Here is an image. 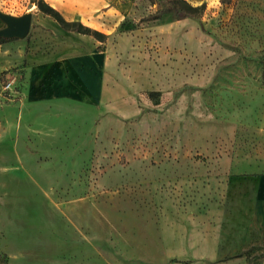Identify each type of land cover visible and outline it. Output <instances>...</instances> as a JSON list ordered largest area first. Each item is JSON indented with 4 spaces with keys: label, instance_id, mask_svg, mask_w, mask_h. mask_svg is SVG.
Listing matches in <instances>:
<instances>
[{
    "label": "rangeland",
    "instance_id": "rangeland-1",
    "mask_svg": "<svg viewBox=\"0 0 264 264\" xmlns=\"http://www.w3.org/2000/svg\"><path fill=\"white\" fill-rule=\"evenodd\" d=\"M102 1L114 13L98 27L68 20L95 36L64 28L37 0H0L5 13H32L17 38L28 46L12 55L36 45L45 59L97 56L95 97L64 112L48 150L35 151L54 182L14 201L36 212L16 223L30 244L14 248L24 258L13 264H264L254 218L264 175V0H220L226 13L216 15L207 2L176 0L189 11L180 19L172 0ZM13 77L0 72V95L12 94Z\"/></svg>",
    "mask_w": 264,
    "mask_h": 264
},
{
    "label": "crops",
    "instance_id": "crops-1",
    "mask_svg": "<svg viewBox=\"0 0 264 264\" xmlns=\"http://www.w3.org/2000/svg\"><path fill=\"white\" fill-rule=\"evenodd\" d=\"M188 1L207 2L209 11L215 15L221 9L226 13L220 0ZM47 3L57 10L65 8L66 20L77 17L93 27H98L114 13L102 0H50ZM99 8L104 9L102 15H97ZM228 10L230 19L236 9L231 6ZM233 21L230 19L222 29H229ZM18 46L28 45L17 38L0 42V72L11 70L14 73L13 80H9L12 94L0 95L1 106L5 104L4 110H7V113L0 112V262L5 260V264L24 258L23 253H16L14 248L26 247L30 242L26 243L23 234L15 232L16 223H31L36 212L30 208H15V199L26 198L33 192L38 198L40 193L35 187L54 182L43 175L35 153L48 150L45 137H57L61 129L58 119H62L64 112L72 115L77 109L73 105L80 99L95 97L94 83H97L94 51L45 59L36 45H31L33 53L27 55L22 47L18 54L12 55L11 49ZM2 56L8 57L7 63L1 62ZM32 137L36 139L35 146L31 145ZM258 189L254 218L264 236V175L259 178ZM184 240L192 243L196 238L189 236Z\"/></svg>",
    "mask_w": 264,
    "mask_h": 264
},
{
    "label": "trees",
    "instance_id": "trees-1",
    "mask_svg": "<svg viewBox=\"0 0 264 264\" xmlns=\"http://www.w3.org/2000/svg\"><path fill=\"white\" fill-rule=\"evenodd\" d=\"M36 3H37L39 10L43 11L45 14H48L54 17L66 29L77 31V32L84 33V34H93L95 36L101 34L99 31L92 29L91 27H88L79 21L66 20L56 8L52 7L45 0H37ZM172 3L175 9V14L177 18L180 19V18L189 16L188 10L177 7L176 0H172ZM187 6L189 10L196 11L199 9L198 6H192L190 4H187Z\"/></svg>",
    "mask_w": 264,
    "mask_h": 264
},
{
    "label": "water",
    "instance_id": "water-1",
    "mask_svg": "<svg viewBox=\"0 0 264 264\" xmlns=\"http://www.w3.org/2000/svg\"><path fill=\"white\" fill-rule=\"evenodd\" d=\"M0 19L5 23V26L0 28V38H24L31 28L32 13L17 16L0 10Z\"/></svg>",
    "mask_w": 264,
    "mask_h": 264
},
{
    "label": "built area",
    "instance_id": "built-area-1",
    "mask_svg": "<svg viewBox=\"0 0 264 264\" xmlns=\"http://www.w3.org/2000/svg\"><path fill=\"white\" fill-rule=\"evenodd\" d=\"M10 84H11L10 82H7L6 88H9Z\"/></svg>",
    "mask_w": 264,
    "mask_h": 264
}]
</instances>
